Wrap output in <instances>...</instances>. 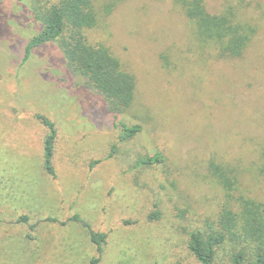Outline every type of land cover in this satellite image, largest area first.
Segmentation results:
<instances>
[{
    "label": "rangeland",
    "instance_id": "obj_1",
    "mask_svg": "<svg viewBox=\"0 0 264 264\" xmlns=\"http://www.w3.org/2000/svg\"><path fill=\"white\" fill-rule=\"evenodd\" d=\"M58 1L0 0V264H202L192 231L216 226L225 208L239 213L242 200L264 205V0L238 10L258 27L240 57L203 43L177 0H93L88 43L136 79L120 118L143 129L124 142L85 77L62 80L58 43L23 61L39 24L33 6ZM205 1L219 14L239 0ZM39 115L57 128L55 176ZM157 152L164 164L138 165ZM90 229L108 235L101 254ZM238 249L227 241L215 264H232Z\"/></svg>",
    "mask_w": 264,
    "mask_h": 264
},
{
    "label": "trees",
    "instance_id": "obj_2",
    "mask_svg": "<svg viewBox=\"0 0 264 264\" xmlns=\"http://www.w3.org/2000/svg\"><path fill=\"white\" fill-rule=\"evenodd\" d=\"M177 1L184 7L187 18L193 24L199 39L203 43L214 44L223 57L242 56L258 33L256 25L243 20L238 15V10L245 0L229 5L219 14L211 13L207 9L205 0ZM112 9V6H107L108 12ZM32 12L39 24L36 33L25 47L23 61H27L35 49L58 43L63 57L54 55L51 59L66 63L65 77L62 80L70 78L73 73L84 76L87 85L103 96L106 112L113 115L114 125L120 128L119 142L137 136L143 129L142 125H130L120 118L121 114L131 108L135 102V76L122 67L119 59L109 48L88 43L84 33L86 29L94 28L98 22L93 0H59L49 7L33 6ZM71 85L72 89L74 86ZM96 112L98 113L96 117H99L100 113ZM39 118L50 130L45 143V168L49 174L55 176L52 160L57 128L46 116L39 115ZM116 147L113 146L114 151ZM165 161L163 153L157 152L140 160L138 165H160ZM214 167L215 171L217 170L225 179L226 187L231 188L232 180L219 170L218 166ZM240 206L239 213L225 208L216 226L213 222H208L209 230L195 229L191 232L189 248L202 264H215L218 249L227 241L239 245V249L233 254L232 264H244L249 249H252L250 264H264V205L245 199L240 202ZM73 219L87 225L80 215H75ZM90 234L101 254L107 242V233L90 229ZM99 260L97 258L93 261L97 263Z\"/></svg>",
    "mask_w": 264,
    "mask_h": 264
}]
</instances>
